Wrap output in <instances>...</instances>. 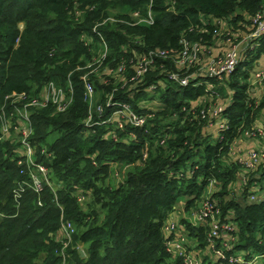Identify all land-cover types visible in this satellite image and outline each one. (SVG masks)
<instances>
[{
	"label": "trees",
	"instance_id": "trees-1",
	"mask_svg": "<svg viewBox=\"0 0 264 264\" xmlns=\"http://www.w3.org/2000/svg\"><path fill=\"white\" fill-rule=\"evenodd\" d=\"M263 8L264 0H0L2 94L36 91L52 80L67 89L70 79L73 88L66 111L51 106L33 115L34 142L55 154L46 163L55 184H63L56 193L50 187L41 195L26 188L17 200L13 190L26 175L12 160V147L0 143V264H61L62 244L55 236L63 218L82 228L67 249L71 264H185L168 251L165 232L182 198L186 210L213 201L218 220L235 225L230 237L246 262L264 255V196L249 200L264 192V160L255 171H245L232 154L264 112V97L256 96L251 81L264 37L224 80L202 73L216 41L228 37L227 23L230 31L247 34L252 16ZM110 9L125 14L97 28ZM150 12L153 21H142ZM135 13L136 18L129 15ZM185 42L201 45L200 62L179 72L177 56ZM103 44L106 67L156 50L168 57L153 56L137 79L129 64L125 84L106 71L92 72L95 89L113 99L100 104L103 120L125 101L145 122L136 126L123 119L121 129L106 123L87 134L90 105L82 76L96 67L87 68ZM198 67L202 75L188 86L172 78ZM210 98L214 106L208 111ZM156 99L161 104L146 105ZM219 108L223 112L215 116ZM99 116L95 108V119ZM221 117L225 122L215 137L210 127ZM114 166L123 174L116 183ZM81 195L88 197V210ZM184 223L192 235L211 229L209 222ZM225 237L222 233L221 240ZM77 241L85 245V257L73 247Z\"/></svg>",
	"mask_w": 264,
	"mask_h": 264
},
{
	"label": "built area",
	"instance_id": "built-area-1",
	"mask_svg": "<svg viewBox=\"0 0 264 264\" xmlns=\"http://www.w3.org/2000/svg\"><path fill=\"white\" fill-rule=\"evenodd\" d=\"M138 16V13H135ZM147 22L153 21V16L151 12L149 13L148 18L142 20ZM249 32L244 34L242 43L245 44V47L241 49L240 44H234L228 55H225V59H214L212 64L213 72L204 74L206 70L202 73L210 78H216L218 80H223L224 77L228 74L235 72L240 65H242L249 54L248 52H254L262 43L264 37V8L257 12L251 18V26L248 28ZM101 36V35H100ZM103 38V37H101ZM89 40V38H88ZM86 45L90 46V42L87 41ZM194 45H199L198 43L190 46L188 42H185V49L181 54L182 58L187 54V49L193 47ZM201 47V45H199ZM202 49V47L200 48ZM204 50V49H203ZM201 50L199 51V53ZM199 53L195 56L193 61H190L189 65L194 66L200 62ZM98 58H94L93 62L90 63L87 68H93L92 71L87 72L82 76V79L85 83L86 96L90 105V113L85 122V131L86 133L95 132L97 126L104 125L106 123H116L117 128L123 127V119H127L130 123L136 126H142L145 122L144 117L134 113L129 105L125 101L119 102L121 109L112 112L110 117H107L103 120V106L97 105L92 108V102L94 93L96 92L94 84L89 80V75L96 71L101 66L105 65V59L108 56V47L106 44H103ZM168 57L167 51L156 50L151 52L148 56H142L135 59H130L129 62L124 59L120 61L116 67H106V73L110 77L115 78L116 76L121 77L126 73L128 66L130 64L131 68H134L136 71V76L133 79L142 77L149 69L150 65L153 63L152 57ZM183 62V61H182ZM184 61L182 64H184ZM179 66V57L178 62ZM208 72V71H206ZM185 74V73H184ZM200 72V76H201ZM255 79L258 81H264V57L258 61V66L254 71ZM196 76V77H195ZM199 76L197 73H192L190 75H184L178 73V76L174 75L172 78L180 80L182 85L188 86L191 79H197ZM199 76V77H200ZM155 86L150 87V90H153ZM73 88L72 82L69 79L68 88L59 85L56 81L52 80L49 83L45 84L42 88L36 91H12L10 93L2 94L1 92V83H0V143L7 144L13 149L12 160L16 161L21 167V174L26 175L25 179L20 180L15 186L13 192L15 198L18 200L26 188H31L38 195H41L46 187H50L54 193L63 185L60 182L55 184V181L52 179L53 170L46 163L52 162L55 157L54 152L50 151L49 148L43 146L40 147L37 143L34 142L33 137L35 134V128L33 125V115L37 110H42L48 107H54L58 112H64L68 109L73 101ZM113 101L112 96H107V103L111 104ZM99 112L98 119L94 117V111ZM129 111L131 115H128V118H125V112ZM223 112L222 108H219L215 113V116L220 115ZM112 134V132H110ZM113 136L116 137V133H113ZM246 136H264V127H256L254 130L247 132ZM232 154L235 156L236 161L243 165L245 171H255L257 167L264 160V154L259 152L257 149H250L246 153L237 145L233 148ZM84 195H81L79 199L81 202L85 201ZM255 197L249 200H256ZM259 198V197H258ZM38 205L42 206V199L39 198ZM201 213L198 216L199 224L210 223L211 229L208 235L207 242L215 254L213 264H247L244 257L235 253L234 248V239L230 237V232L235 231L236 227L233 224L221 223L218 218L215 219L216 209L213 201L207 198L204 201L201 209ZM77 224L69 219H62L60 229L56 238L61 242V257L62 260H66L69 257L67 249L72 245L73 239L77 234ZM165 232L169 236V239L166 241L167 249L169 252L174 253L178 256L183 257L185 264H199V259L196 258L193 254L190 253L187 245V240L180 234L178 227L175 223H168L165 227ZM222 233L226 234L224 240H221ZM172 235L174 236L172 238ZM219 240H221L220 244Z\"/></svg>",
	"mask_w": 264,
	"mask_h": 264
},
{
	"label": "rangeland",
	"instance_id": "rangeland-1",
	"mask_svg": "<svg viewBox=\"0 0 264 264\" xmlns=\"http://www.w3.org/2000/svg\"><path fill=\"white\" fill-rule=\"evenodd\" d=\"M106 13H107V17L108 18H105V20L102 23L96 25L97 28L99 26H102V25L108 23V22L115 21L119 16L125 14V12L123 10H121V9H110V10H107ZM129 15L132 16V17H135V18L138 17L136 14H129ZM225 29L226 30L229 29L228 30L229 32H228V35H227L228 37L226 39H218L216 41L215 45L212 47V51H211L212 57H210L208 59L207 64L204 65L205 66V70L208 71V72L205 71V72H203L204 74L212 73L214 71L213 68H212V64L215 61L214 59H216V58L225 59L223 57H225V55H228L231 47L234 44H240L241 49L245 47V44L242 43V41H243L242 39L244 37L243 33H241L240 31L239 32H236V31H233V30L230 31L231 24L229 22L227 23ZM200 48L201 47L199 45L198 46L194 45L193 47H189L187 49V54L184 56V58H182V55H178L177 56V58L179 57V66H178V71L179 72L183 71L186 68H187L186 71L191 69L192 66H190L189 63H190V61H193L195 59V56L199 53V51L202 50ZM262 56L264 57V54ZM182 61L183 62L186 61V62L184 64H182L183 63ZM105 70H106V65L101 66L100 68L97 69V71H100L101 73L104 72ZM200 71H201V67H198L197 70H195L192 73H197L198 72V75L200 76ZM192 73H190V74H192ZM185 74L190 75V74H188V72H186ZM174 75L178 76V73H174ZM199 76H197V77H199ZM115 78L117 79L118 82L122 81L124 84L127 82L126 74L122 75L121 77L116 76ZM251 81H252V85L254 87V90L257 93L256 96L259 99L263 98L264 97V81L263 82L262 81H258L257 82V80L255 79V75H254V77L252 78ZM126 90H128V89H126ZM107 96L108 95H105L104 92H101L100 90H96V92L94 93L93 102L91 103L92 104V108H94L95 106L100 105L101 103H103L104 98H107ZM209 100H210L209 101L210 105H208V108H206V109H208V111H211L212 107L214 106V104H212L213 102H212L211 98ZM145 102L147 103V104L145 103L146 105H150V106L153 105V102H158L159 104H161L160 103V99L150 100V101L147 100ZM125 115L126 116H124V117L128 118L129 117L128 115H131V113L129 111H126ZM224 122H225L224 117H221L219 119V121L214 126L210 127V129L214 133L215 137L218 135L217 134L218 128H221L223 126L222 123H224ZM259 126L264 127V112H263L262 117L259 119V123L256 125V127H259ZM109 135L110 134H107V136H109ZM245 137L247 138V143L252 146L250 148L257 149L262 154L264 153V136L263 137L262 136H257V137L245 136ZM245 151H248V148ZM113 169H114L113 170L114 171L113 179H115V180H113V182L116 183L117 182L116 179L120 180L123 177V174L118 171V168L116 166H114ZM245 185H246V183H245ZM242 190H243V187L239 188L240 192H242ZM210 192H211V189H209L208 193H210ZM263 196H264V192H262V191L261 192L257 191V193H255V194L252 193L250 195L251 198L255 197L254 199H257L258 197H263ZM185 199L186 198H182L181 199V201L179 202L178 207H177L178 208L177 212L172 216L171 220L168 223L171 222V223H175L177 225L180 234L183 235V237L187 240V245H188V249H189L190 253L193 254L196 258L199 259V262H200L199 264H213V261H214V258H215V254H214V251L212 249V246H210L208 244V242H207L210 230L207 233H205V232L204 233H199V235L197 233H194L192 235V233L189 232L188 230L184 231L185 226L188 224V223L187 224H185V223L183 224L184 221H186V222L189 221V223H191V225H194L196 227L201 226V224H199V222L197 220L198 216L201 213V211L198 209V206L195 209L186 210V208H184L185 204H186V200ZM84 208L87 209V210L89 209L88 197H85ZM215 215H216L215 219L217 220L219 214L215 213ZM77 226H78V224H77ZM81 231H82V228H80V226H78L77 227L78 234H80ZM205 239H206V241H205ZM76 244L78 245V247H77ZM217 244H220V243H217ZM73 247H77V248H79L80 251H83V253L85 255H83L82 257L86 256L87 253H86V247H85L84 244L79 243L77 241L75 244H73ZM241 252H244V250L242 251L239 248V246H238L235 249V253L238 254V253H241ZM240 256H242V253L240 254ZM61 264H71L70 261H69V257H67V259L64 260V261L62 260ZM247 264H264V255L259 254V253L254 254L252 259H250L249 261L247 260Z\"/></svg>",
	"mask_w": 264,
	"mask_h": 264
},
{
	"label": "crops",
	"instance_id": "crops-1",
	"mask_svg": "<svg viewBox=\"0 0 264 264\" xmlns=\"http://www.w3.org/2000/svg\"><path fill=\"white\" fill-rule=\"evenodd\" d=\"M238 145L240 146V148L244 151V152H247V151H245V150H247V148H248V150H250V149H252V148H250V147H252L251 145H249L248 143H247V138L245 137L243 140H241L239 143H238ZM247 147V148H246ZM254 149V148H253ZM58 234V233H57ZM57 234H56V236H57ZM55 236V237H56ZM195 254V253H194ZM196 255V254H195ZM199 256V255H198Z\"/></svg>",
	"mask_w": 264,
	"mask_h": 264
},
{
	"label": "water",
	"instance_id": "water-1",
	"mask_svg": "<svg viewBox=\"0 0 264 264\" xmlns=\"http://www.w3.org/2000/svg\"><path fill=\"white\" fill-rule=\"evenodd\" d=\"M80 253H81L82 256L85 255V254L83 253V251H80Z\"/></svg>",
	"mask_w": 264,
	"mask_h": 264
}]
</instances>
